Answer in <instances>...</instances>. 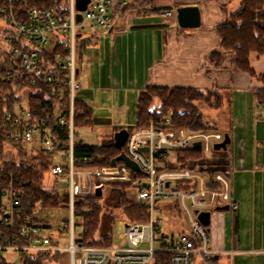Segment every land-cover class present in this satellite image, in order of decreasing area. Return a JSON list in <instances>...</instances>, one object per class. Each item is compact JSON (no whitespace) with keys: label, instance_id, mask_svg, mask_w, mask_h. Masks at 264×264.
Returning <instances> with one entry per match:
<instances>
[{"label":"built area","instance_id":"obj_1","mask_svg":"<svg viewBox=\"0 0 264 264\" xmlns=\"http://www.w3.org/2000/svg\"><path fill=\"white\" fill-rule=\"evenodd\" d=\"M129 1L90 0L80 11L82 18L78 21L76 0H0V16L9 24L4 36L5 45L0 47V86L27 87L39 82L48 83L58 87L59 100H69L68 113H60L58 103L55 109L58 120L51 123L32 116L28 95L23 92L22 99L12 110L0 114V134L6 140L22 141L25 147L40 144L38 149L47 153L64 152L63 162L50 164V172L58 185L68 180L70 218L66 249L69 264H154L157 252L170 254L169 264H194L197 255L215 254L209 227L199 221L198 212L211 210L212 214L221 204H228L231 210L240 207L239 199L232 194L233 160L221 163L225 156L222 161L219 158L212 160L214 152L224 150L214 148L215 142L225 138L226 132L219 129L173 127L167 116L165 120L151 121L148 126L129 131L123 150L140 165L138 172L142 174H135L127 194L134 202L149 203V218L139 222L122 219L124 230L120 238L124 242L118 244L113 240L97 242L96 238H85L84 233L77 238L74 233L76 182H80L83 194L85 192V183L79 178L74 159V146L78 142L75 140L74 101L77 90L82 87L77 43L79 41L83 48L90 35L99 28L110 29L114 6ZM164 12L175 14V9L168 8ZM53 129L64 132L60 149H56L53 141ZM197 140L201 141V146L195 148L199 149L200 155L181 159L178 150L194 148L193 143ZM129 190L134 193L133 197L129 196ZM0 191V220L16 229L19 235L28 237L27 243H21L11 235L6 241H0V250H13L19 254L60 251L58 241L53 242L54 238L48 233V225L24 222L17 217L20 191L13 179L6 184L0 183ZM163 202L170 203L175 210L177 205L189 224L170 239L164 233L157 235L162 231L154 210Z\"/></svg>","mask_w":264,"mask_h":264},{"label":"crops","instance_id":"obj_2","mask_svg":"<svg viewBox=\"0 0 264 264\" xmlns=\"http://www.w3.org/2000/svg\"><path fill=\"white\" fill-rule=\"evenodd\" d=\"M128 3L122 13L114 14L110 29L99 28L86 41L80 55L81 66L78 65L82 87L77 91L91 106L92 116L97 113L109 117L108 125L104 126H111L112 131L123 127L117 118L124 117L127 103L134 104L149 86H186L222 93V105L209 106L211 113H216L213 119L200 106L201 110L218 128L225 122L228 128L240 126L247 131L245 135L252 150L242 160L244 169L237 172L239 177L236 173V179L232 178L230 173L232 194L239 199L243 211L236 221L227 212L231 209H216L211 214L209 235L215 250L212 257L218 263L225 253L250 255L254 249L257 252L251 255L257 256L252 258L253 264H264V252H261L264 250V103L256 94L257 89L264 88V79L260 77L264 74V54L255 50L249 53L254 75L238 68L234 54L221 49L217 30L237 9L239 1L130 0ZM185 5L199 8V26L179 25L177 9ZM168 8H174L175 14H166L164 10ZM226 106L228 110L223 115L220 109ZM231 145L214 152L220 161L225 156L235 163ZM234 228L239 230L237 240ZM245 231H249L247 239ZM250 243L258 246L251 248Z\"/></svg>","mask_w":264,"mask_h":264},{"label":"trees","instance_id":"obj_3","mask_svg":"<svg viewBox=\"0 0 264 264\" xmlns=\"http://www.w3.org/2000/svg\"><path fill=\"white\" fill-rule=\"evenodd\" d=\"M130 3H117L113 9L122 13ZM221 49L234 54L238 68L254 75L255 71L249 63V53L252 50L264 54V0H240L239 7L231 12L228 18L217 26ZM214 56V53L212 54ZM260 77L264 79V74ZM28 95L31 114L51 123L58 120L55 111L60 103V113L67 114L69 100L58 99V87L39 82L36 85L24 87L0 86V114L12 110L17 101L22 99V93ZM261 103H264V88L256 91ZM199 101H205L210 107H219L223 103V94L216 89H199L186 86H149L138 97L136 104V124L129 127L132 131L148 126L151 121L165 120L168 116L173 127L187 129H219L211 124L199 106ZM79 111L81 113H79ZM92 123L91 106L80 98L74 101V125L82 126ZM122 127H115L114 131ZM52 138L56 149L62 147L64 132L61 129L52 130ZM124 148H118L114 136L103 137L96 144L75 143L74 159L78 168L79 178L84 180V194L74 197V217L83 218V233L85 238H95L100 231L102 238L97 242L110 243L113 239L112 228L107 232L108 222L114 223L120 210L128 221H145L149 218L148 205L138 203L128 198L127 189L131 186L135 174L141 172L131 170L118 160L112 165V158L118 156ZM39 150L29 149L22 141L6 140L0 134V183L6 184L11 179L20 191V204L16 209L17 217L22 221H30L47 226L46 220L36 214L38 208H56L66 206L69 209V195L58 191V184L53 177L48 178L50 163L43 159ZM181 159L200 155L198 149L185 148L178 150ZM2 194L0 191V206ZM62 203H64L62 205ZM84 208V209H83ZM176 214L182 216L176 205ZM68 223V220H67ZM15 236L18 242L27 243L26 235H19L13 227L0 220V241ZM53 242H56L53 239ZM60 251L38 250L35 253L20 254L19 263L12 262L0 250V264H54L61 259ZM214 257L203 256V261ZM170 254L157 252L154 264H169Z\"/></svg>","mask_w":264,"mask_h":264},{"label":"rangeland","instance_id":"obj_4","mask_svg":"<svg viewBox=\"0 0 264 264\" xmlns=\"http://www.w3.org/2000/svg\"><path fill=\"white\" fill-rule=\"evenodd\" d=\"M236 0H234L235 3ZM239 3L237 5V8L240 5V0H238ZM236 9V8H235ZM9 27L8 22L6 21L5 18H3L2 16H0V47H3L4 44V36L6 33V29ZM82 46L80 45V42L78 41L77 43V53H78V65L81 66V62H80V55L82 53ZM250 92V91H249ZM76 97L77 98H83V96L81 95L80 91L76 92ZM136 104H137V100L134 102H128L127 103V108L124 114L123 118H117L120 119L119 121H121V125H123V127L129 128V127H133L136 124ZM199 106H201V108L203 110H205V114L209 115V117L211 119H213L216 115V113L210 111L209 109V105L205 102V101H199ZM228 106H226L225 108L220 109V113H222L224 115V113L227 112ZM209 111V112H207ZM226 115V114H225ZM108 118L107 116H102V115H98L97 113H94L92 116V123L90 124H86V125H82V126H75V140L76 141H81L82 143H88V144H96L98 143L104 136H106V133H109L111 136H114L115 131H112V127H106L104 126L105 124L108 125ZM223 118L225 119L226 116H223ZM226 120V119H225ZM151 123V122H150ZM149 123V124H150ZM119 124V123H118ZM117 124V125H118ZM120 125V124H119ZM229 126H227V124L224 122L223 124H219V129L224 131L226 129H230L231 131V149H230V153L234 154V160L235 163L233 161V167L231 169V174H232V178L234 177L236 179L237 174L239 173V170L244 169V165H243V158L246 157L250 151L252 150V145L250 144V140L248 139V135L246 136L245 134H247V131H243V129H241L240 126H231L230 128H228ZM30 146H33L34 148H39L37 146H40V144H36V145H28L27 148L29 149ZM36 146V147H35ZM39 150V154L40 156L45 159L46 161H48L50 164L56 163V162H63L64 159V152L63 151H54L51 153H47L46 151H43L41 149ZM218 155L217 153H214L212 155V160L216 159L217 160ZM211 160V161H212ZM221 163H226V159H224L223 162ZM235 171V175L234 172ZM238 172V173H237ZM237 173V174H236ZM239 177V174H238ZM48 178H50V180H52V176L51 174L48 175ZM144 180V178H143ZM69 190V186H68V180L65 179V181L60 182L58 185V191L61 194H66ZM74 190L75 193L78 195H82L83 194V186L80 184V182H76L75 186H74ZM129 196L133 197L134 193L131 192L129 190ZM146 205H149V203L147 202H142ZM243 211V208L239 207L238 210H228L227 212L230 214V216L234 217V220L236 221L237 216ZM36 214L45 219L46 220V224L49 226L48 228V233L54 238L56 239L59 244V246H61L60 248V252H61V259L58 262H55L54 264H69V254H68V250L66 249L67 245L69 244V232H68V228H67V220L70 218V210L68 209V207L66 206H60V207H56V208H38V210L36 211ZM113 214H118L119 217L116 218L114 223L108 222L107 224V232L109 231V228H112V234H113V242L118 244V243H122L124 242V240H121L120 235L124 230V225L121 223L122 219H125L122 216V213L120 210H115ZM154 214H155V218L157 219L161 231L162 232H157V235L164 233L165 235H167V238L170 239L172 235H176L178 233L179 230H181L182 227H187L189 224L187 223L186 218L183 216H179L176 214V210L173 208V206H171L170 203L168 202H163V203H159L156 205L155 210H154ZM76 220V225L74 227V233L75 236L78 238L80 236H82L83 234V218L81 216H76L75 217ZM235 227L237 228L238 226L236 224H234ZM234 228V232H235V239L237 240V233L239 232V230L237 231V229ZM250 230V229H249ZM249 231H245L244 234H246V239L248 236ZM103 234H101V232L99 231L96 235L95 238L99 239L102 238ZM228 242L231 243L232 242V237H231V232L229 231L228 233ZM159 242V241H158ZM236 245V244H235ZM237 246V245H236ZM249 247L253 248L254 246H258V245H252L251 243L248 245ZM229 247H231L229 245ZM252 251L251 254H253V252H257L256 250L252 249L250 250ZM235 252V250H234ZM261 252H264L261 251ZM248 255L246 253H242V252H235L234 254H230L225 253L221 256V258H219L218 260V264H253V257L257 256L256 254L254 255ZM264 254V253H263ZM3 255L5 257H7L8 260L15 262V263H19L20 260V254L19 252L13 251V250H6L3 251ZM203 263V257L201 255H197L195 260H194V264H202Z\"/></svg>","mask_w":264,"mask_h":264},{"label":"water","instance_id":"obj_5","mask_svg":"<svg viewBox=\"0 0 264 264\" xmlns=\"http://www.w3.org/2000/svg\"><path fill=\"white\" fill-rule=\"evenodd\" d=\"M90 0H76V8L79 10L77 13V20L80 21L82 18L81 10H84ZM177 18L178 23L181 27H196L200 25L201 19H200V11L199 8L196 5H185L180 6L177 9ZM129 135V130L126 127H122L119 130H116L114 133V142L115 145L118 148H122L124 142L126 141L127 137ZM231 143V135L229 132L225 133V138L220 142L214 143V148L219 149H227L228 144ZM194 148H199L201 146V141L197 140L193 143ZM142 149H147V147H143ZM118 160H122L124 165L126 167H129L133 170L139 171L140 165L132 159L124 150L120 152V154L114 158H112V165L115 166L117 164ZM64 203H62L63 205ZM216 209L218 210H228L229 205L228 204H221L217 205ZM195 212H198V210H195ZM197 218L199 221L208 226L211 223V210H201L197 214ZM212 256H207V258H210ZM217 258V256H216ZM203 264H208L207 262H204Z\"/></svg>","mask_w":264,"mask_h":264},{"label":"flooded vegetation","instance_id":"obj_6","mask_svg":"<svg viewBox=\"0 0 264 264\" xmlns=\"http://www.w3.org/2000/svg\"><path fill=\"white\" fill-rule=\"evenodd\" d=\"M213 260H214V259L211 258V259H208V261L205 260V261H203V262H207L208 264H214V263H213Z\"/></svg>","mask_w":264,"mask_h":264}]
</instances>
